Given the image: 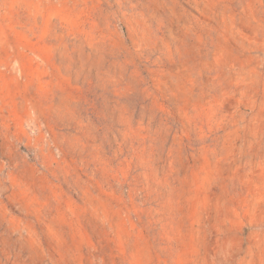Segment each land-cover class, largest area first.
Listing matches in <instances>:
<instances>
[{"label": "rangeland", "instance_id": "obj_1", "mask_svg": "<svg viewBox=\"0 0 264 264\" xmlns=\"http://www.w3.org/2000/svg\"><path fill=\"white\" fill-rule=\"evenodd\" d=\"M0 264H264V0H0Z\"/></svg>", "mask_w": 264, "mask_h": 264}]
</instances>
